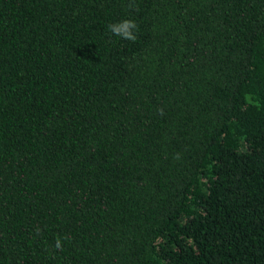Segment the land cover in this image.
Masks as SVG:
<instances>
[{"label":"trees","instance_id":"1","mask_svg":"<svg viewBox=\"0 0 264 264\" xmlns=\"http://www.w3.org/2000/svg\"><path fill=\"white\" fill-rule=\"evenodd\" d=\"M0 264H264V0H0Z\"/></svg>","mask_w":264,"mask_h":264},{"label":"clouds","instance_id":"2","mask_svg":"<svg viewBox=\"0 0 264 264\" xmlns=\"http://www.w3.org/2000/svg\"><path fill=\"white\" fill-rule=\"evenodd\" d=\"M133 5L130 3L129 5ZM108 31L113 35L120 37L123 40L135 42L137 40V33L139 30L138 24L133 19H123L121 21L110 23L107 25ZM60 246V241L57 240V247Z\"/></svg>","mask_w":264,"mask_h":264}]
</instances>
